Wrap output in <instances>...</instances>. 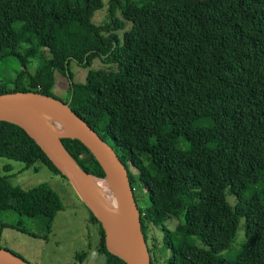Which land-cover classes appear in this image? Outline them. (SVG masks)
Here are the masks:
<instances>
[{
	"label": "trees",
	"instance_id": "obj_1",
	"mask_svg": "<svg viewBox=\"0 0 264 264\" xmlns=\"http://www.w3.org/2000/svg\"><path fill=\"white\" fill-rule=\"evenodd\" d=\"M102 8L101 0H0V66L18 67L0 77V94L59 100L110 146L145 244L147 227L161 231L162 264H264V0H108L107 22L97 26L90 17ZM137 59L147 74L112 115L85 104L94 80H112ZM70 64L84 71L82 83L72 81ZM55 71L68 83L63 100L52 92ZM58 141L83 174L104 179L77 140ZM0 158L61 176L7 122ZM7 179L0 176V213L41 220L47 233L62 210L58 196L46 184L20 191ZM171 219L178 223L169 231ZM88 221L98 226L100 261L123 264L105 251L90 213ZM239 231L243 243L224 255Z\"/></svg>",
	"mask_w": 264,
	"mask_h": 264
},
{
	"label": "rangeland",
	"instance_id": "obj_2",
	"mask_svg": "<svg viewBox=\"0 0 264 264\" xmlns=\"http://www.w3.org/2000/svg\"><path fill=\"white\" fill-rule=\"evenodd\" d=\"M107 1L101 0L103 8L91 15L90 21L93 24L101 26L107 22L105 11ZM57 45L58 37L54 36L51 42L52 49L55 50ZM43 56L49 58V52L44 51ZM33 65L28 69L30 72L34 68ZM91 68L99 70L105 69L106 66L98 61H93ZM17 70V64L9 61L5 67L0 66V77H13ZM69 71L74 83H82L83 70L70 64ZM146 74L145 66L137 59L129 68L123 70L112 80L102 83L94 80L85 104L89 107L99 108L105 117H108L116 111L121 102ZM67 85L65 74L62 71H55L53 95L63 100ZM69 148L74 149L73 146H69ZM6 167L9 169L7 172L4 171ZM34 167L35 170L33 167L25 168L21 163L0 158V176H7V180L13 188L26 191L37 185L46 184L58 196L62 210L53 218L47 233L44 222L41 220L19 217L12 211L1 212L0 249L9 251L28 264H103L95 251L99 239L98 226L89 223V212L69 182L43 166L35 165ZM98 182H102L101 185L104 186H100V188L110 192L111 188L105 180L91 179L89 186H93L91 189L94 193L102 195V192H99V188H97L99 186L96 187ZM94 188L96 189L94 190ZM109 194H105V196L115 197L111 192ZM177 223L178 219H171L166 221L164 226L167 230L172 231ZM20 230L25 233H21ZM145 233V245L149 258L152 257L154 264H162L165 257L159 252L163 244L160 229L147 227ZM242 243L243 235L239 231L224 255H232Z\"/></svg>",
	"mask_w": 264,
	"mask_h": 264
},
{
	"label": "water",
	"instance_id": "obj_3",
	"mask_svg": "<svg viewBox=\"0 0 264 264\" xmlns=\"http://www.w3.org/2000/svg\"><path fill=\"white\" fill-rule=\"evenodd\" d=\"M48 114L63 120L72 130V135L55 136ZM0 122L19 127L55 170L69 182L79 200L99 224L103 232L104 249L109 255L123 264H150L126 170L110 146L80 117L66 104L54 98L33 92H13L0 94ZM61 138L77 140L100 166L104 174L103 180L109 184L119 207L116 225H112L107 212L88 189L93 187L89 186V181L94 178L83 174L71 161L59 144L58 140ZM0 264L28 263L9 251L0 249Z\"/></svg>",
	"mask_w": 264,
	"mask_h": 264
},
{
	"label": "bare ground",
	"instance_id": "obj_4",
	"mask_svg": "<svg viewBox=\"0 0 264 264\" xmlns=\"http://www.w3.org/2000/svg\"><path fill=\"white\" fill-rule=\"evenodd\" d=\"M49 117V123L52 126V133L55 136H70L72 135V130L69 128V126L60 118L48 114L47 115ZM85 180H88L87 178H85ZM99 186V187H97ZM101 185L96 184V187L99 188V191L102 192L101 194H96L94 193L90 188L89 191L91 192V194L95 197V199L99 202V204H101V206L105 209V211L107 212L110 221L112 223V225H116L117 221L119 219V207L117 204V201L115 199V197L113 196H109L111 194H109L110 192H105L104 190H102L100 188ZM104 187V186H101ZM105 194H109L107 196H105ZM105 196V197H103ZM109 196V197H108Z\"/></svg>",
	"mask_w": 264,
	"mask_h": 264
},
{
	"label": "built area",
	"instance_id": "obj_5",
	"mask_svg": "<svg viewBox=\"0 0 264 264\" xmlns=\"http://www.w3.org/2000/svg\"><path fill=\"white\" fill-rule=\"evenodd\" d=\"M94 180H96V181H100V179H95V178H94ZM101 180H103V179H101Z\"/></svg>",
	"mask_w": 264,
	"mask_h": 264
}]
</instances>
